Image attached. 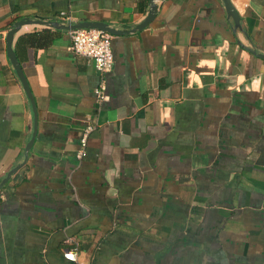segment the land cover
<instances>
[{
    "label": "crops",
    "instance_id": "crops-1",
    "mask_svg": "<svg viewBox=\"0 0 264 264\" xmlns=\"http://www.w3.org/2000/svg\"><path fill=\"white\" fill-rule=\"evenodd\" d=\"M158 0L103 79L69 29L150 0H0V264H264V0ZM37 133L25 157L26 146ZM86 156L80 140L87 125ZM77 247V260L64 250Z\"/></svg>",
    "mask_w": 264,
    "mask_h": 264
},
{
    "label": "built area",
    "instance_id": "built-area-1",
    "mask_svg": "<svg viewBox=\"0 0 264 264\" xmlns=\"http://www.w3.org/2000/svg\"><path fill=\"white\" fill-rule=\"evenodd\" d=\"M158 1V0H157ZM70 24L71 23V20ZM71 37V48L76 54L84 55L95 64L97 70L102 74L103 79L100 82L95 93L100 103L108 99L106 92V82L104 75L114 66V54L112 49L113 34L98 28H73L69 29ZM94 125H87L80 140V149L78 156H86L87 144L90 134L95 130ZM3 198V195H0ZM77 247L67 248L64 250V256L69 259L77 260Z\"/></svg>",
    "mask_w": 264,
    "mask_h": 264
},
{
    "label": "water",
    "instance_id": "water-1",
    "mask_svg": "<svg viewBox=\"0 0 264 264\" xmlns=\"http://www.w3.org/2000/svg\"><path fill=\"white\" fill-rule=\"evenodd\" d=\"M224 4H225V8H226V12L227 15L229 16V18H231L234 21V24L236 26V28L241 27V18H240V14L237 11V9L235 8V6L232 4L231 0H223ZM150 9L148 11L147 16L144 18V20L142 22H140L139 24H137L133 29L131 30H124V29H118L115 27L110 26L108 23L106 22H102V21H80L74 24H70V25H62L59 26L56 22L54 21H45V20H41V19H30V18H23L20 19L18 21H16L12 28L9 30L8 34H7V49H8V56L16 70L17 75L19 76L24 89L26 91V93L28 94V97L30 98L31 102H32V106L34 108V110H36V102H35V98L32 94L28 79L26 77V74L22 68V65L20 63V61L18 60V57L16 55V52L13 48V41H14V37L15 34L21 29V27L24 24L27 23H33V22H37V23H43V24H50L52 26H56V27H63V28H67V29H73V28H98V29H102L105 30L113 35H122L125 34L128 31H135L138 29H143L145 28L147 25H149L153 19L156 16V12H157V0H150ZM259 57L264 59V53H256ZM35 131H34V136L31 138V140L29 141V143L26 146V150H25V157L27 158L28 156V152L31 149L35 137H36V133H37V117L35 119ZM19 166L14 167L12 170H10L7 174V176L5 178H3V180L0 182V189L2 188V186L7 183L9 181V179L11 178V176L13 175L14 172H16L18 170Z\"/></svg>",
    "mask_w": 264,
    "mask_h": 264
},
{
    "label": "trees",
    "instance_id": "trees-1",
    "mask_svg": "<svg viewBox=\"0 0 264 264\" xmlns=\"http://www.w3.org/2000/svg\"><path fill=\"white\" fill-rule=\"evenodd\" d=\"M0 195H1V191H0ZM1 199V198H0Z\"/></svg>",
    "mask_w": 264,
    "mask_h": 264
}]
</instances>
